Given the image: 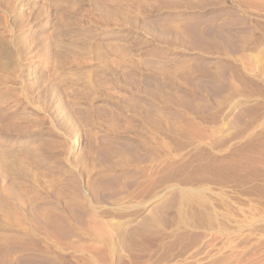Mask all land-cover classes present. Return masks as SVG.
I'll use <instances>...</instances> for the list:
<instances>
[{
    "label": "rangeland",
    "instance_id": "374dc122",
    "mask_svg": "<svg viewBox=\"0 0 264 264\" xmlns=\"http://www.w3.org/2000/svg\"><path fill=\"white\" fill-rule=\"evenodd\" d=\"M263 59L264 0H0L3 264H264Z\"/></svg>",
    "mask_w": 264,
    "mask_h": 264
},
{
    "label": "bare ground",
    "instance_id": "6f19581e",
    "mask_svg": "<svg viewBox=\"0 0 264 264\" xmlns=\"http://www.w3.org/2000/svg\"><path fill=\"white\" fill-rule=\"evenodd\" d=\"M178 31H179V30H178ZM211 47H212V46H211ZM213 47H214V46H213ZM257 48H258V47H257ZM116 49H117V48H116ZM241 56H242V55H241ZM262 56H263V55H262ZM186 60H187V59H186ZM186 60H185V61H186ZM182 61H183V60H181V63H182V65H183V62H182ZM187 61L189 62V59H188ZM188 62H187V63H188ZM178 63H179V62H178ZM181 63H180V64H181ZM185 63H186V62H185ZM263 63H264V59H263ZM263 63H262V64H263ZM175 64H176V63H175ZM188 64H189V63H188ZM190 64H191V63H190ZM173 65H174V64H173ZM178 65H179V64H177V66H178ZM185 65H186V64H185ZM177 66H176V67H177ZM160 67H161V66H160ZM173 67H174V66H173ZM182 67H184V66H182ZM185 67H187V66H185ZM263 67H264V64H263ZM187 68H189V67H187ZM184 69H185V68H184ZM184 69H183V71H184ZM262 69H263V68H262ZM180 71H181V70H180ZM186 71H187V70H186ZM186 71H184V73L181 74V75L184 76V75L186 74ZM180 73H182V72H180ZM179 75H180V74H179ZM188 75H189V73L187 72V76H188ZM183 76H182V78H183ZM187 76L185 75L184 78H185V77L187 78ZM183 80H184V79H183ZM234 86H235V85H234ZM232 91H233V90H232ZM233 92H234V91H233ZM234 93H236V92H234ZM178 96H179V95H178ZM237 108H239V107H236V110H237ZM240 108H241V107H240ZM242 108H243V107H242ZM233 109H234V108H233ZM250 110H251V109H250ZM234 111H235V110H234ZM232 114H233V113H232ZM234 114H235V112H234ZM247 116H248V115H247ZM235 117H236V116H235ZM229 119H230V118H229ZM239 119H240V118H239ZM240 120H241V119H240ZM184 121H185V120H184ZM192 122H193V121H192ZM233 123H234V122H233ZM193 124H194V123H193ZM236 124H237V123H236ZM193 127H194V126H193ZM198 128H199V127H198ZM183 129H184V128H183ZM198 131H199V130H198ZM205 133H206V132H205ZM210 134H211V133H210ZM206 137H207V136H206ZM193 142H194V141H193ZM259 146H260V145H259ZM262 163H263V162H262ZM152 173H153V172H152ZM141 174H142V173H141ZM96 179H97V178H96ZM100 179H101V178H100ZM96 182H97V181H96ZM93 186H94V185H93ZM93 186H92V187H93ZM97 186H99V185H97ZM97 186H96V187H97ZM96 187H95L94 189H96L95 191L97 192L98 190H97ZM56 188H57V187H56ZM58 188H59V187H58ZM60 188H61V187H60ZM89 189H90V188H89ZM98 189H99V188H98ZM175 189H176V188H175ZM59 190H61V189H59ZM91 190H92V189H91ZM171 190H172V189H171ZM181 190H182V189H181ZM187 190H188V189H187ZM187 190L182 191L183 194H182V192L180 191V192H181L180 195H181V194H182V195H185V197L182 196V197H184V198H182L183 200H186V199H185L186 196H189V198L195 196V194H194V196H193V195L190 196V195H189L190 193L188 192V191H190V190H188V191H187ZM56 191H57V190H56ZM84 191H85V190H84ZM196 191H197V190H196ZM54 192H55V191H54ZM98 192H99V191H98ZM190 192H191V191H190ZM59 193H60V192H59ZM99 193H100V192H99ZM174 193H175V192H174ZM174 193H173L172 191H171V192H167V194H166L164 197L162 196V197H163L162 200L159 199V200H157V201L154 200L153 202H151V203L149 204V206L147 207V211H148V213L150 214V217L148 218V217L145 215V214H146V213H145L144 216H146L147 218L142 216V217L140 218V221H138V222H139L140 224H141V223H142V224H147V223H149V222H154V224H155V223H159V222L162 223V218H163L162 214H163V212H164V210H162V209H163V208L166 209V208H165V207H166V202H168V200H170L169 198L172 197V195H173ZM60 194H61V193H60ZM60 194H59V195H60ZM94 194H95V193H94ZM94 194H93V195H94ZM101 194H102V193H101ZM93 195H92V196H93ZM174 195H175V194H174ZM174 195H173V197H174ZM101 196H102V195H101ZM196 196H197V195H196ZM102 197H103V196H102ZM173 197H172L171 200H173ZM175 197H176V196H175ZM197 197H198V196H197ZM177 199H178V198H177ZM187 199H188V197H187ZM196 199H197V198H196ZM171 200L169 201L170 203L172 202ZM189 200H190V199H189ZM173 201H174V200H173ZM177 201H179V200H177ZM32 202H33V201H32ZM175 202H176V201H175ZM182 202H183V201H182ZM33 203H34V202H33ZM186 203H187V202H186ZM186 203H185V204H186ZM29 204H30V202H29ZM171 204H172V203H171ZM179 204H180V203H179ZM183 204H184V203H183ZM172 205H173V204H172ZM71 206H72V205H71ZM169 206L171 207V205H169ZM177 206H179V205H177ZM177 206H176V207H177ZM180 206H181V205H180ZM31 207H32V206H31ZM33 207H34V204H33ZM39 207H40V206H39ZM185 207H186V206H185ZM36 208H37V210H38V207H36ZM48 209H49V208H48ZM71 209H72V208H71ZM178 209H179V208H178ZM184 209H185V208H184ZM187 209H188V208H187ZM37 210H36V213H35V214H37L38 216H39V214H40V216L42 217L43 220L41 221L40 224H42L43 227L46 226V225H49L50 223H51V226L53 227V225H52V224H53V220H54L55 218H56V219H59L58 217H55V218H54V215L52 214L53 212H50V211H48V210H47V211H44V210H43V211H38V213H39V214H38V213H37ZM69 210H70V209H69ZM33 211H34V210H33ZM33 211H32V212H33ZM70 211H71V210H70ZM147 211H145V212H147ZM161 211H162V212H161ZM178 211H179V210H178ZM32 212H31V213H32ZM68 212H69V211H68ZM33 213H34V212H33ZM54 213H55V212H54ZM179 213H180V212H178V214H179ZM35 214H34V215H35ZM72 214H73V213H72ZM20 215H21V214H20ZM31 215H32V214H31ZM89 215H90V214H89ZM94 215H95V214H94ZM140 215H142V214H140ZM164 215H165V214H164ZM194 215H195V214H194ZM28 216H29V215H28ZM95 216H96V215H95ZM148 216H149V215H148ZM169 216H170V215H169ZM87 217H90V216H87ZM91 217H92V215H91ZM91 217H90V218H91ZM92 218H93V219H91V221H92L91 223L87 221L88 223L91 224L90 227H89V230H91V231H92L91 233H93V234H91V233H90V234H91V235H95V233H96V235H97V234H98L97 232H99V231L96 232V230H99V229L102 230L101 227H102L103 225H102L101 221L97 220L98 217H97L96 219H94L95 217H92ZM101 218H102V217H101ZM103 218H104V217H103ZM138 218H139V217H138ZM165 218H166V217H165ZM165 218H164V219H165ZM31 219H32V218H31ZM56 219H55V220H56ZM83 219H84V218H83ZM99 219H100V218H99ZM55 220H54V221H55ZM59 220H60V219H59ZM76 220H77V219H76ZM88 220H90V219L88 218ZM84 221H85V220H84ZM103 221H104V219H103ZM103 221H102V222H103ZM165 221H166V220H165ZM165 221H163V222H165ZM185 221H186V220H185ZM55 222L58 223V221H55ZM136 222H137V220L135 221V223H136ZM32 223H33V222H32ZM60 223H61V221H60ZM107 223H108V222H107V220H106V221H105V225H106ZM21 224H22V223H21ZM34 224H35V223H34ZM40 224H39L38 226H41ZM103 224H104V222H103ZM127 224H128V223H127ZM131 224H132V226H134V225H133L134 223H131ZM140 224H139V225H140ZM154 224H153V225H154ZM54 225H55V224H54ZM56 225H57V224H56ZM114 225H115V224H114ZM148 225H150V224H148ZM155 225H156V224H155ZM161 225H162V224H161ZM20 226H21V225H20ZM35 226H36V228H37V225H35ZM107 226H109V224H108ZM115 226H116V225H115ZM128 226H129V225H128ZM135 226H136V225H135ZM135 226H134V227H135ZM146 226H147V225H146ZM150 226H152V225H150ZM164 226H165V225H164ZM48 227H49V226H48ZM48 227H47V228H48ZM54 227H56V226H54ZM54 227H53V228H54ZM58 227H60V226H58ZM87 227H88V226H87ZM103 227H104V226H103ZM109 227H110V226H109ZM109 227H108V228H109ZM134 227H133V229H134ZM136 227H138V229L140 228L139 226H136ZM148 227H149V226H148ZM39 228H40V227H39ZM45 228H46V227H45ZM50 228H51V227H50ZM50 228H49V229H50ZM53 228H51V230H52ZM114 228H115V227H114ZM117 228H118V227H117ZM117 228H116V229H117ZM125 228H127V227H125ZM129 228H130V227H129ZM129 228H128V230H129ZM131 228H132V227H131ZM131 228H130V231H128V230H127V231H128L129 233L131 232V234L133 235V234H135V232L133 233V232H132L133 229H131ZM141 228H142V227H141ZM141 228H140V230H141ZM150 228H151V227H149V229H150ZM37 229H38V228H37ZM40 229H41V228H40ZM43 229H44V228H43ZM60 229H61V228L54 229V230H55V231L58 230L57 232H59ZM104 229H105V232L108 231V230H106L107 228H104ZM110 229H111V228H110ZM135 229H137V228H135ZM138 229H137V230H134V231H136V233H137V232H138ZM47 230H48V229H47ZM47 230H46V231H47ZM51 230H50V233H51V232L53 233V230H52V231H51ZM63 230H65V229H63ZM125 230H126V229H125ZM140 230H139V232L142 233ZM84 231H85V230H84ZM102 231H104V230H102ZM102 231H101L100 233H102ZM112 231H113V227H112ZM115 231H116V230H115ZM118 231L120 232V231H121V228H120V230H118ZM127 231H122V232L124 233V232H127ZM142 231H143V229H142ZM60 232H61V231H60ZM110 232H111V230H110ZM122 232H120V234H121ZM139 232H138V234H139ZM143 232H144V231H143ZM88 233H89V232H88ZM106 233H107V232H106ZM111 233L113 234V232H111ZM114 233H115V235H118V234H116V232H114ZM129 233H127V234L129 235ZM102 234H103V233H102ZM109 234H110V233H109ZM103 235H104L103 238H104V237L107 238V237L105 236V234H103ZM128 235H127L126 237H128ZM132 235H131V236H132ZM143 235H144V233H143ZM57 236H58V235H57ZM101 236H102V235H101ZM101 236H99V237H101ZM118 236H119V235H118ZM134 236H135V235H134ZM134 236H133V237H134ZM140 236L142 237V235H140ZM140 236H139V237H140ZM61 237H62V236H61ZM97 237H98V236H97ZM112 237L114 238V236H112ZM112 237H111L110 239L113 241V238H112ZM129 237H130V236H129ZM135 237H136V236H135ZM137 237H138V235H137ZM139 237H138V238H139ZM4 238H5V237H4ZM101 238H102V237H101ZM105 238H104V239H105ZM115 238H118V237L115 236ZM1 239H3V238H0V264H3V263L6 261V256H8L7 253H8V251H9V249L11 248V245H12L11 243H13L14 240H13L12 242L10 241L11 243H9V242H7V241H5V240L1 241ZM6 239H7V238H6ZM15 239H16V238H15ZM118 239H119V238H118ZM127 239H128V238H127ZM11 240H12V239H11ZM111 240H110V241H111ZM124 240H125V239H124ZM124 240H123V241H124ZM129 240H130V238H129ZM134 240H135V238H134ZM141 240H142V239H141ZM8 241H9V240H8ZM15 241H16V240H15ZM15 241H14V243H16ZM20 241H21V240H19V242H20ZM114 241H115V240H114ZM125 241H126V240H125ZM125 241H124V242H125ZM130 241H131V240H130ZM132 241H133V240H132ZM135 241H136V240H135ZM137 241H138V240H137ZM137 241H136V242H137ZM115 242H116V241H115ZM121 242H122V241H121ZM124 242H123V243H124ZM127 242H128V241H127ZM136 242H134V243L136 244ZM111 243H112V242H111ZM111 243H110V244H111ZM116 243H117V242H116ZM125 243H126V242H125ZM125 243H124V244H125ZM130 243H131V242H130ZM134 243H132V244H134ZM27 244H28V243H27ZM33 244H34V243H33ZM102 244H103V243H102ZM106 244H107V243H106ZM106 244H105V245H106ZM108 244H109V243H108ZM110 244H109V245H110ZM119 244L121 245L120 241H118L117 246H118ZM127 244H129V243H127ZM144 244H145V243H144ZM13 245H14V244H13ZM90 245H91V244H90ZM90 245H89V246H90ZM111 245H112V244H111ZM120 245H119V246H120ZM122 245H123V244H122ZM137 245H138V243L136 244V246H137ZM14 246H15V245H14ZM14 246H12V248H13ZM93 246H95V245H93ZM146 246H148V245H146ZM91 247H92V246H91ZM95 247H96V246H95ZM108 247L110 248L109 250H112L113 247L116 249V244H115V246L113 245V247H112V246H108ZM111 247H112V248H111ZM132 247H133V246H132ZM88 248H89V247H88ZM102 248H104V246H103ZM117 248H118V247H117ZM120 248H121V247H119L118 249H120ZM84 249H85V248H84ZM90 249H91V248H90ZM104 249H106V248H104ZM125 249H126V248H125ZM94 250H95V249H94ZM10 251H11V249H10ZM13 251H14V250H12V252H13ZM20 251H21V249H20ZM22 251H24V249H22ZM104 251H106V250H104ZM114 251H115V250H114ZM117 251H118V250H117ZM93 252H94V251H93ZM120 252H121V251H120ZM122 252H123V251H122ZM103 253H104V252H103ZM106 253H107V251H106ZM111 253H112V252H111ZM107 254H108V253H107ZM109 254H110V253H109ZM109 254H108V255L105 254V255H106L107 257H109ZM112 254H113V253H112ZM112 254H111V256H112ZM115 255H117V254H115ZM118 255H119V252H118ZM118 255H117V256H118ZM121 255H122V254H121ZM15 256H16V255H15ZM17 256H18V255H17ZM100 256H101V255H100ZM106 256H105V257H106ZM18 257H19V256H18ZM91 257H92V256H91ZM139 257H140V256H139ZM16 258H17V257H16ZM89 258H90V257H89ZM95 258H96V257H95ZM110 258H111V257H110ZM118 258H119V257H118ZM122 258H123V257H122ZM86 259H87L86 257H85V260H84V258H83V261L85 262ZM107 259H108V258H107ZM17 260H18V259H15L13 262L16 261V263H18ZM19 260H20V259H19ZM76 260H77V259H76ZM92 260H93V258H92ZM97 260H98V259H97ZM9 261H10V260H9ZM53 261H54V260H53ZM110 261H111V260H110ZM132 261H133V260H132ZM10 262H12V261H10ZM98 262H99V261H98ZM120 262H121V260H120ZM130 262H131V261H130ZM130 262H129V263H130ZM42 263H43V262H41V263L39 262V263H37V264H42ZM54 263H55V262H51V261L48 262V264H54ZM63 263H64V262H63ZM82 263H83V262H82ZM85 263H87V264H91V259H90L88 262L86 261ZM116 263H117V262H116ZM121 263H122V262H121ZM43 264H44V263H43ZM55 264H56V263H55ZM69 264H70V263H69ZM83 264H84V263H83ZM105 264H106V263H105ZM125 264H126V263H125Z\"/></svg>",
    "mask_w": 264,
    "mask_h": 264
}]
</instances>
